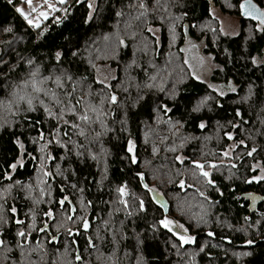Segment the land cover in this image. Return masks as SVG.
Returning a JSON list of instances; mask_svg holds the SVG:
<instances>
[{
    "label": "trees",
    "instance_id": "trees-1",
    "mask_svg": "<svg viewBox=\"0 0 264 264\" xmlns=\"http://www.w3.org/2000/svg\"><path fill=\"white\" fill-rule=\"evenodd\" d=\"M243 1L181 0L180 5L171 9L175 16L181 18L175 26L176 38L174 42L171 40L167 24L161 23L158 19L151 21V27L160 29L158 43L155 42L156 37L146 31H141V29H136L138 35L135 39L131 38L130 31L125 34L124 24L121 21L119 28L127 46L117 50L118 54L115 59H106L102 55V58L96 61L98 66L107 65L117 73L118 79L111 81V84L121 99L127 94L122 92L117 85L121 80H126L124 66L133 59L147 70L148 75L158 74V83L163 78L165 88L171 89L174 83L177 88L175 100H170L164 93L153 90L146 96L147 105L142 103L137 108H130L126 131L121 130L119 123V119L124 114L117 109L106 121L114 131L104 136L102 141L109 155L102 159L99 165L95 161L78 160L73 156L71 160L75 161L72 164V170L76 173L75 176L70 171L66 173L67 182L62 177H55L50 181L54 185L52 188L54 199L58 201L62 196L67 195L77 209V215L81 214V206L78 202V197L81 194L73 190L70 185L77 183L78 186L86 189L83 193V199L85 204L92 201V207L85 209L83 214L93 221L91 232L94 241L95 231L100 221L108 219L109 205L102 203V201L110 199L109 188L127 183L131 192L145 200L146 212L144 213H136L129 219L125 218L123 211L114 213L112 216L114 225L110 224V227L120 228L126 237V239L119 241L117 256L120 259V264H137L138 256H142L146 264H264V226L248 229L247 235L243 231H236V229L246 227V222L243 219L245 216L249 217L247 223L255 224L264 215V181L245 183V180L252 175L260 174L259 168L253 172L251 166L258 162L261 167H264V150L254 154V159L244 156L243 160L232 161L237 164L236 169L225 166L220 170H213L211 178L215 181V188L206 185L203 179H198L191 170L192 160L220 163L219 153L233 143L223 136L225 131L233 133L234 141L237 143L236 155H242L245 150V146L239 145L240 140H245V145L249 149L254 144L257 147L264 146V135H257L254 140L247 139L252 134L250 130L253 125L251 123L243 124L241 120L234 118L237 108L241 109L243 120L254 121L256 114L254 111H250L247 105L234 103L239 97L233 93H227L223 98L216 97V99L221 100L222 107H216L213 101L200 112H192L193 106L203 96L212 95L215 97V94L211 93L206 83L200 84L191 79L187 66L183 64L184 53L180 51L183 48L185 38L198 43L202 55L211 56L214 65L224 68L223 72L213 71L210 73L209 81L211 83L225 84L226 80L230 79L238 87L240 95H243V89L247 87L248 83L254 82L259 89L260 96L264 97V69L253 68L250 60L247 65L245 62L249 53L257 55L258 51L263 52L264 37L248 39L249 28L254 22L240 18L239 5ZM99 2L103 5L100 17L87 24L84 23L88 12L85 1L82 5L70 7L68 19L59 25L53 23L50 17L48 21L44 22L48 28L45 37L37 39L35 30L27 26L15 12L14 7L9 5L7 0H0V49L8 47V42H11L15 49L11 53L12 59L16 58L17 53L21 56H40L45 64L48 63V57L51 53L56 50L68 51L79 46L82 51L86 43L91 40L100 41L103 34L114 32L117 26V18L112 9H120L122 4L127 3V0H107V2L99 0ZM14 3L19 6V0H14ZM211 3L221 13L237 19L238 35L222 36L213 31V29L219 28L217 22L213 21L209 15ZM251 3L264 10V0H251ZM59 16H63V13ZM7 27H11L13 31L5 33L3 29ZM143 39L148 41L150 51L147 55L143 51H137V49L143 48ZM99 43L101 48L105 46L104 42ZM169 53L172 54L170 62ZM150 64L155 65V67H151ZM83 67L86 65H82ZM22 71L23 69H21V73ZM132 76L135 78L134 82L141 84L147 80L145 71L140 69H136ZM181 76L184 77L183 83H179ZM131 92L134 96L135 87L131 89ZM0 98H2V93H0ZM155 103H166L173 109L169 113L172 120H178L184 125L180 129V135L188 139L184 146L182 148L177 147L175 152L166 149H170L174 144L179 145L180 141L171 136L168 126L163 124L158 126L154 123L155 116L152 108ZM32 115L35 116V114ZM161 119H166V117L162 116ZM201 121L207 125L203 130L197 127ZM229 121L237 123L239 127L231 128L228 124ZM218 123L224 126L220 128L219 132L217 131ZM44 131L47 132V128ZM21 132L23 133L22 142L25 143L26 152L31 153L34 157L40 156L37 146L30 139L31 136L36 135L35 132H29L20 125L15 128L0 127V191L10 182L3 178V173L11 171L8 169V164L14 162L19 155V149L12 143V140ZM162 137H168V139L161 142ZM129 138L136 144L137 164L135 165L131 164L125 151L126 142ZM80 142H83L82 139ZM153 146L157 148L155 154L152 151ZM94 147L97 151L99 150V145ZM49 150L54 157L52 161H45L49 169L54 172L57 164L63 168L69 166L68 157L65 156L63 149L51 145ZM177 155L185 158L183 165L174 159ZM61 156H65V159L61 160ZM38 163V159L33 160L25 155V166L12 173L13 179L34 185ZM228 164L229 162L225 161V165ZM105 165L107 166L108 179L104 181V187L98 189L94 181L100 178ZM136 173L144 174L143 183H146L150 188H155L158 197L153 196V193L146 192ZM180 180L186 181V186L183 189L179 187ZM61 187L65 188L64 192L60 191ZM217 188L219 191L216 190ZM198 190L204 191L208 199L214 202V206L208 207L207 202L198 194ZM33 194L38 195V190ZM12 196L15 199L9 197L7 203L4 204L5 209L15 206L18 209V218L26 220L27 224L30 220L26 217L29 214V209L33 207L31 201L26 200L24 193L16 189L13 190ZM161 203L167 207H162ZM202 204L210 213L206 217L209 223L197 225L192 217L201 212ZM49 207L55 210L59 205L41 204L38 206V228L47 219L42 215V212ZM6 215L10 216L11 213L6 212ZM162 215H167L169 218L183 223L189 229V234L197 238L196 242L186 245L178 253L176 249L171 247L170 234H167L165 230L157 232L155 239H153L150 225ZM121 221H124L123 225H121ZM48 223L52 224L49 231L55 235V222L48 221ZM261 223L264 225V220ZM229 224L232 226L231 228L227 226ZM18 227L14 223L11 224L5 229V234L0 237L13 249L10 253L9 264H12L13 261H23V264H29V261L36 262L37 260H39V264H53V261L55 264H66L67 260L70 259L75 264L74 252L64 255L65 242L71 238L66 236L63 229L60 230V235L54 244L47 243L45 234L37 231H33L28 237L31 247H34L38 241L44 242L46 256L39 259L36 253L29 256L27 251L23 256L21 255L20 249L16 247L15 231ZM100 231L101 235L107 238L103 242H96L106 257L112 251L111 237L103 228ZM208 231H212L214 237H208L206 235ZM136 233L146 237L144 244L140 245L139 248L135 240ZM117 235L119 237L120 234ZM225 238L232 243H226ZM247 238L253 239L255 243L251 247H242ZM76 239L79 243L73 247L78 249L84 260H91V264H100L95 253L88 254L93 250L89 249L88 252H85V237L78 236ZM200 246H205L204 252L199 251ZM241 251H249L251 255L241 257L238 260L233 253Z\"/></svg>",
    "mask_w": 264,
    "mask_h": 264
},
{
    "label": "snow or ice",
    "instance_id": "snow-or-ice-1",
    "mask_svg": "<svg viewBox=\"0 0 264 264\" xmlns=\"http://www.w3.org/2000/svg\"><path fill=\"white\" fill-rule=\"evenodd\" d=\"M107 2V0H105ZM9 5L14 7L15 12L23 19L30 29L35 30L37 39L45 37V33L48 31L45 21L52 18V22L59 25L63 23L69 17V8L75 5H82L85 0H19L18 6L14 3V0H7ZM181 4V0H127L126 4H122L120 9L113 8L112 11L117 18V26L114 32L109 34H103L102 40L104 47H100V43L97 40H91L86 43L85 47L81 51L79 46H75L68 51L56 50L48 57V63H43V58L40 56L16 54V58H11V53L15 51L12 47V43L8 42V47L0 49V127L2 128H15L17 125L26 128L29 132H35L36 135L31 136V142L37 146V151L40 153L39 157L32 156L31 153L26 152L25 143L22 142L23 133L15 136L12 143L19 149V155L15 158L14 162L8 164V169L11 171H5L3 178L10 181L0 191V237L5 234V229L11 224L19 226L15 231L16 247L20 249L23 256L25 251L29 253H36L39 259H43L46 256V248L43 241H38L34 247L29 244L28 237L31 236L33 231L45 234V240L49 244L57 242L60 230L63 229L67 237L64 245V255H68L70 252H74L75 264H91V260L85 261L83 255L79 253L78 249L73 246L78 245L79 241L76 239L78 236H84L86 239V249L93 250L88 252L89 255L96 254V259L100 264H120V259L117 256L119 249V241L126 239L122 234L120 228L114 226L110 227V224L114 225L112 216L114 213L123 211L125 218H132L136 213L146 212V202L142 197H139L136 193L130 191L127 183L119 184L115 187L109 188L110 199L102 201L109 205L108 219L100 221L95 231V241L91 232V225L93 223L87 215L83 214L84 210L92 207V201H88L85 204L83 199V193L86 189L82 186H78L77 183H72L70 186L73 190L79 192L81 195L78 197V202L81 206V214L77 215V209L72 201L69 200L67 195L62 196L58 201L53 197L52 188L54 185L50 183L55 177H62L66 182L68 176L66 173L72 172L75 176V172L72 170V164L75 161L71 160V157L75 156L78 160H92L99 165L102 159L109 155L108 150L103 146V137L113 132L114 130L106 123V121L113 115V113L119 109L124 115L119 119V123L122 131L127 130V116L129 109L137 108V106L147 105L146 96L153 90L164 93L168 99L175 100L177 95L176 84L174 83L171 89L164 87L163 78L159 83L158 74H147V70L142 68L140 64L133 59L130 63L124 66V72L126 80H121L117 87L127 95L121 99V97L113 90L111 81L118 79L117 73L108 66L103 68L98 66L96 61L102 58L115 59L117 56V50L122 47H126V41L121 34L119 23L122 21L124 24L125 34L130 31L131 38L135 39L138 35L136 29L146 31L153 37H156L158 43L157 34L160 32L159 28L151 27V21L158 19L161 23L167 24L168 31L171 36V40L175 41V26L181 19L173 14L172 8ZM240 15L246 18L249 22L254 24L249 28L248 39H257L264 37V10L257 8L251 3V0H244L239 5ZM87 16L84 23L101 16L103 5L99 0H87ZM53 13H63V16H53ZM209 15L213 21H220V28L213 29L214 32H218L222 36L238 35V32L229 23V27L224 26V20L217 16L213 9H209ZM195 27V25H193ZM5 33H11L13 29L11 27L4 28ZM143 48L137 49V51H143L145 55L148 54L149 46L147 39L142 40ZM186 47L181 48L180 51L185 53L183 64L187 66L188 73L191 79L199 82L200 84H207V88L211 93L215 94L203 96L192 108V112H200L203 108L208 107L210 102H215L216 107H222L220 99L227 93L236 94L239 98L234 103L240 105H247L250 111H254L256 118L252 120H243V114L240 108L235 110V119L241 120L243 124L251 123L253 128L250 130V134L247 139L254 140L257 135H264V97L260 96L259 89L254 82H249L247 87L243 89L244 94L240 95L238 87L232 80H226L224 85L213 84L207 82L206 76L213 71L223 72L224 68L219 65L212 64V57H204L193 51L197 49V44L191 40L185 38ZM154 50V49H153ZM86 53V54H85ZM95 53V54H94ZM191 54L192 59H189ZM135 57V53L133 54ZM171 53H169V62L171 61ZM6 57H8L6 59ZM192 60L196 63L193 64ZM250 60L253 68L264 69V52H259L257 55H251L250 53L245 58V62ZM82 65L86 67L82 68ZM151 67L155 65L150 64ZM21 69H23L21 73ZM140 69L145 71L147 80L142 84L134 82L132 73ZM183 71V69H181ZM184 77L181 76L179 83H183ZM135 87L136 93L133 96L131 89ZM225 87L227 92L225 91ZM173 109L166 103H155L152 108V112L155 116L154 123L158 126L163 124L168 126V131L175 139H179V145H173L170 149H166L172 152L177 150V147H183L187 141V137L180 135V129L184 125L180 121H173L169 116ZM32 114H35L33 116ZM166 119H161V117ZM228 124L231 128L236 129L239 125L233 121H229ZM259 125V127H256ZM197 127L201 130L207 127L204 121H201ZM224 127L219 125L220 128ZM47 128V132L44 129ZM223 136L229 141H233L226 149H223L219 153L220 163L211 161L192 160L191 170L194 176L202 178L206 185L216 187L215 181L211 178L213 170H220L222 167L230 166L231 169H236L237 164L232 162L234 160H243L244 156L254 159V154L264 150V146L257 147L255 144L249 149L245 145V140H240L239 145L245 146L244 153L242 155H236L237 143L234 141L233 133L225 131ZM82 139V143L80 140ZM168 137H162L161 142L167 140ZM51 145H56L64 150L65 156L68 157L67 168L61 167L60 164L56 165L53 172L45 164V161H52L54 159L51 151L49 150ZM95 145H99V150L95 149ZM136 144L129 138L126 142V153L130 159L131 164H137V155L135 153ZM153 154L156 153L157 148L153 146ZM27 155L30 159L39 160L36 166L35 178L36 183H22L20 180H14L12 173L17 171L18 168L25 166L24 158ZM202 155H205L202 153ZM65 156H61L60 159L64 160ZM174 159L180 164H184L185 158L182 156H175ZM225 161L229 164L225 165ZM253 172L257 168L260 170L259 175H252L245 180V183H251L253 181H264V167H261L259 163H255L252 166ZM139 180L142 182L141 186L147 193H155V188H150L146 183H143L145 176L143 173H136ZM108 179L107 166L101 171V176L94 183L98 189L104 187V181ZM186 186L185 180L179 181V187L183 189ZM191 187V185H188ZM16 189L24 193V198L30 200L33 207L29 209V214L26 219L30 220L26 224V220L18 218V209L15 206L5 209L4 204L7 203L9 197L13 200V190ZM38 190V195L33 193ZM219 191V189H216ZM61 192L65 191L64 187H61ZM198 194L207 202L208 207L214 206V202L210 201L205 195L204 191H199ZM41 204H58L57 209L49 207L46 211L42 212V215L47 218L42 226L37 227L38 206ZM162 207H167L161 203ZM6 212H10L11 215L7 216ZM209 211L201 205V212L194 214L192 217L197 225L208 224L206 219L209 216ZM15 218V219H14ZM246 222L245 228L236 229V231H243L245 235L248 233V229H256L257 226L262 225L261 221L264 220L262 215L261 220H257L255 224L247 223L249 217L245 216ZM48 221H54L56 225V234L53 235L49 229L52 224ZM124 221H121L123 225ZM26 224V226H25ZM229 228L232 226L227 225ZM152 238L155 239V234L160 230H165L167 234H170L171 247L176 249L179 253L180 249L186 245L194 244L196 237L189 234V229L185 227L183 223L169 218L167 215H162L160 218L155 219L151 225ZM103 228L108 236L111 237L112 251L106 257L100 250V246L96 241L103 242L107 237L101 235L100 229ZM82 229V231H81ZM120 234L119 237L117 234ZM208 237H214L212 231L206 233ZM174 238V239H171ZM146 237L140 233H136L135 240L139 248L144 244ZM225 242L231 244L232 241L225 238ZM255 241L251 238L244 240L242 247H251ZM0 264H9L10 253L13 249L9 247L6 241L0 238ZM200 252L205 251V246H200ZM233 255L239 260L241 257L251 255L249 251L234 252ZM12 264H23V261H13ZM29 264H39V260L36 262L29 261ZM55 264V261H53ZM66 264H74L73 260H67ZM137 264H146L142 256H138Z\"/></svg>",
    "mask_w": 264,
    "mask_h": 264
},
{
    "label": "rangeland",
    "instance_id": "rangeland-1",
    "mask_svg": "<svg viewBox=\"0 0 264 264\" xmlns=\"http://www.w3.org/2000/svg\"><path fill=\"white\" fill-rule=\"evenodd\" d=\"M86 2H87V0H85ZM211 6H210V8L211 9H213L214 11H215V13L217 14V16L218 17H220V18H222L223 20H224V26L227 28V27H229V23L231 22V26L232 27H234L235 29H236V31L238 32L239 31V25H238V21H237V19L235 18V17H233V16H230V15H228V14H223V13H221L220 12V10L217 8V7H215L212 3L210 4ZM19 6H23V7H25L26 8V5H19ZM229 8H230V6H228ZM53 16H57L58 15V13H53L52 14ZM216 22H217V26H218V28H220V21L219 20H216ZM159 34V33H158ZM158 34H157V36H158ZM192 41V40H191ZM99 42H103V40L101 39ZM193 42V41H192ZM193 43H195V42H193ZM195 44H197V49H195V50H193V51H195V52H197L199 55H201V56H204V57H208V55H202L201 54V47H200V45L198 44V43H195ZM184 47H186V43L184 42V45H183V48ZM263 52H264V49H263ZM184 53V52H183ZM184 57H185V53H184ZM189 59H192V57H191V54H189ZM192 62H193V64H195L196 63V61L195 60H192ZM213 64V63H212ZM100 67H104V66H107V65H99ZM109 67V66H108ZM112 69V68H111ZM114 70V69H113ZM209 76H210V73L206 76V80H207V82H210L209 81ZM211 83V82H210ZM214 84V83H213ZM221 84V83H220ZM221 85H224V84H221ZM225 91L227 92V89H226V87H225ZM153 196H155V197H158L157 196V193H154L153 194Z\"/></svg>",
    "mask_w": 264,
    "mask_h": 264
},
{
    "label": "water",
    "instance_id": "water-1",
    "mask_svg": "<svg viewBox=\"0 0 264 264\" xmlns=\"http://www.w3.org/2000/svg\"><path fill=\"white\" fill-rule=\"evenodd\" d=\"M243 2H244V1H243ZM243 2H242V3H243ZM240 4H241V3H240ZM257 8H258V7H257ZM239 16H240L241 19L248 21L246 18H244V17H242V16L240 15V8H239Z\"/></svg>",
    "mask_w": 264,
    "mask_h": 264
},
{
    "label": "built area",
    "instance_id": "built-area-1",
    "mask_svg": "<svg viewBox=\"0 0 264 264\" xmlns=\"http://www.w3.org/2000/svg\"><path fill=\"white\" fill-rule=\"evenodd\" d=\"M61 13H58V15L57 16H59Z\"/></svg>",
    "mask_w": 264,
    "mask_h": 264
}]
</instances>
